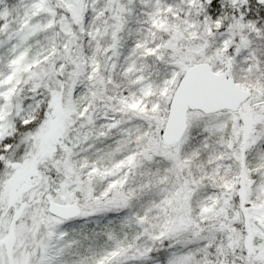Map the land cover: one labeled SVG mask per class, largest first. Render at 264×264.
<instances>
[{"label": "snow or ice", "instance_id": "1", "mask_svg": "<svg viewBox=\"0 0 264 264\" xmlns=\"http://www.w3.org/2000/svg\"><path fill=\"white\" fill-rule=\"evenodd\" d=\"M0 264H264V0H0Z\"/></svg>", "mask_w": 264, "mask_h": 264}]
</instances>
